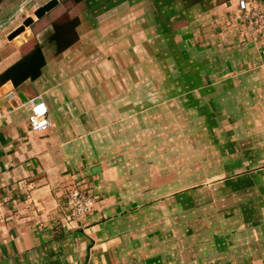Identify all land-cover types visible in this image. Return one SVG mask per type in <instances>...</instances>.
I'll return each mask as SVG.
<instances>
[{
	"label": "crops",
	"instance_id": "obj_1",
	"mask_svg": "<svg viewBox=\"0 0 264 264\" xmlns=\"http://www.w3.org/2000/svg\"><path fill=\"white\" fill-rule=\"evenodd\" d=\"M239 15L237 0H59L38 19L31 39L0 51V74L7 73L0 88L13 85L12 93L0 95V264H264V247L242 245L244 229L235 227V218L228 231L192 232L184 224L191 216L187 201L176 194L188 188L151 201L130 199L117 165L92 163L86 159L91 152H79L81 143L92 141V122L73 109L69 115L73 87L60 85V75L89 45L120 50L114 54L120 61L136 53L145 64L166 62L163 77L178 78H168L166 94L208 131L217 130L216 152L230 156L220 164V177L262 176L264 33L250 32ZM71 20L77 24L64 36L53 35ZM35 46L40 50L30 55ZM38 95L50 126L36 132L24 102ZM132 105L107 107L110 125L114 114L123 125L128 112L142 106ZM77 183L96 196L94 209L81 223L67 225L61 202ZM178 225L187 237H206L189 248L191 255L176 239Z\"/></svg>",
	"mask_w": 264,
	"mask_h": 264
},
{
	"label": "rangeland",
	"instance_id": "obj_2",
	"mask_svg": "<svg viewBox=\"0 0 264 264\" xmlns=\"http://www.w3.org/2000/svg\"><path fill=\"white\" fill-rule=\"evenodd\" d=\"M43 1H0V39L7 41L6 34L26 16H33V10ZM34 19L36 22L26 28L33 35L39 23ZM21 46L14 40L7 41L0 45V51L11 52ZM96 52L100 55L93 56ZM116 52L120 50L89 45L82 59L60 75V85L68 89L73 87V93L68 96L71 100L68 103L69 115L73 116V109L79 112L77 116L89 118L92 122L88 126L92 141L85 142L84 146L81 143L79 152L86 156L91 152L92 158L86 159L92 163L99 161L117 165L122 177L120 187L130 199L151 201L188 188L176 194L177 201H187L185 206L191 216L189 223L184 224L192 232L197 231L196 228L201 232L204 227L212 231H228L235 218V227L240 224L241 230L244 229L242 245H256L262 250L264 173L260 176L246 172L223 180L218 174L223 169L220 166L230 156L216 152L214 138L217 130L216 133L208 131L201 118L193 119V112L183 109L171 93L166 94L164 89L170 85V77H163L169 68L166 62L154 63L151 59L145 64L136 53L134 58L123 54L120 61L114 55ZM107 55L111 58H106ZM172 80L177 82L178 78H170V82ZM137 101L142 105L140 111L130 110L128 114L132 115L123 120V125L114 114L110 125L107 107L133 106ZM117 112L120 115V110ZM259 131V134H264V127ZM193 185L199 186L190 189ZM181 223L178 219L177 224ZM175 233L176 239L183 248H188L190 255L192 250L189 248L205 240V236L201 237L202 232L196 239L187 237L179 225ZM207 238L211 240L212 236ZM207 247L209 249V246L204 249ZM189 260L188 257L187 262Z\"/></svg>",
	"mask_w": 264,
	"mask_h": 264
},
{
	"label": "built area",
	"instance_id": "obj_3",
	"mask_svg": "<svg viewBox=\"0 0 264 264\" xmlns=\"http://www.w3.org/2000/svg\"><path fill=\"white\" fill-rule=\"evenodd\" d=\"M237 4L240 11L239 20L246 24L248 30L254 34L264 33V1L237 0ZM24 104L29 107L27 117L29 128L36 132L46 130L50 126V120L48 107L42 97L40 95L29 97ZM95 200L96 196L88 190L85 183L70 185L61 202L64 222L67 225L73 222L81 223L93 211Z\"/></svg>",
	"mask_w": 264,
	"mask_h": 264
},
{
	"label": "water",
	"instance_id": "obj_4",
	"mask_svg": "<svg viewBox=\"0 0 264 264\" xmlns=\"http://www.w3.org/2000/svg\"><path fill=\"white\" fill-rule=\"evenodd\" d=\"M59 3V0H47L42 4L38 5L33 10V16L36 19L42 18L46 13L56 7ZM31 15L26 16L21 23L15 26L11 31H9L6 35L7 40L12 41L14 40L19 46L23 45L25 41L31 39L33 37V33L26 29L30 27L35 19ZM13 89V85L10 81H7L1 88H0V95L7 94Z\"/></svg>",
	"mask_w": 264,
	"mask_h": 264
},
{
	"label": "trees",
	"instance_id": "obj_5",
	"mask_svg": "<svg viewBox=\"0 0 264 264\" xmlns=\"http://www.w3.org/2000/svg\"><path fill=\"white\" fill-rule=\"evenodd\" d=\"M264 1V0H263ZM77 24V20H71L70 23L66 24L65 27L62 25L60 26L59 30L56 31L53 35L56 36V37H61V36H64L66 33H67V27H69L68 25H71V26H75ZM75 34V33H74ZM75 37H76V34H75ZM40 50L39 46H35L34 49L29 53L30 55H34L36 52H38ZM39 64V63H38ZM44 64V61L42 63V65ZM41 65V66H42ZM6 72V71H5ZM1 73L0 74V79H2V82H5L7 79L5 77V75L7 73Z\"/></svg>",
	"mask_w": 264,
	"mask_h": 264
}]
</instances>
